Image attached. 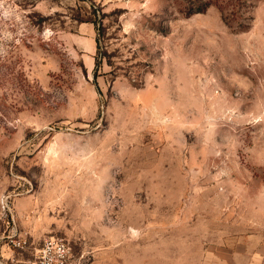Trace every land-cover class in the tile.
Wrapping results in <instances>:
<instances>
[{"label": "rangeland", "instance_id": "1", "mask_svg": "<svg viewBox=\"0 0 264 264\" xmlns=\"http://www.w3.org/2000/svg\"><path fill=\"white\" fill-rule=\"evenodd\" d=\"M12 229L17 258L264 264V0H0Z\"/></svg>", "mask_w": 264, "mask_h": 264}, {"label": "built area", "instance_id": "2", "mask_svg": "<svg viewBox=\"0 0 264 264\" xmlns=\"http://www.w3.org/2000/svg\"><path fill=\"white\" fill-rule=\"evenodd\" d=\"M29 248L25 237L16 229L0 237V264H87L83 253H75L71 245L60 236H47L40 244L31 249L27 258H17L13 251H25ZM6 249L11 252L6 253ZM30 250V249H29Z\"/></svg>", "mask_w": 264, "mask_h": 264}, {"label": "crops", "instance_id": "3", "mask_svg": "<svg viewBox=\"0 0 264 264\" xmlns=\"http://www.w3.org/2000/svg\"><path fill=\"white\" fill-rule=\"evenodd\" d=\"M89 23H82L81 26L82 28H89L88 25ZM81 28V27H80ZM81 30V29H80ZM93 44H94V49L96 48V42H95V34H94V40H93Z\"/></svg>", "mask_w": 264, "mask_h": 264}]
</instances>
